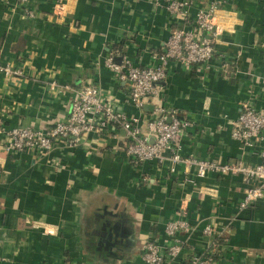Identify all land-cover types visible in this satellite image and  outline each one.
Returning <instances> with one entry per match:
<instances>
[{"label": "crops", "instance_id": "obj_1", "mask_svg": "<svg viewBox=\"0 0 264 264\" xmlns=\"http://www.w3.org/2000/svg\"><path fill=\"white\" fill-rule=\"evenodd\" d=\"M209 1L194 0L190 16ZM27 7L34 17H24L16 0H0V58L22 72L0 74L5 129L65 118L76 88L89 80L137 114L106 58L155 64L170 30L182 25L148 0H30ZM218 17L222 34L209 67L171 62L162 103L190 122L183 155L252 165L264 141L241 144L231 128L245 101L264 109V0H223ZM52 81L63 90L52 92ZM125 141L110 126L81 145L39 156L5 151L0 136V264H145V243L162 248L170 240L167 222L179 215L191 230L180 234L183 248L166 264L187 263L205 250L209 224L221 242L213 264H264V198L239 208L247 187L242 174L199 178L183 164L171 172L169 161L137 163Z\"/></svg>", "mask_w": 264, "mask_h": 264}, {"label": "built area", "instance_id": "obj_2", "mask_svg": "<svg viewBox=\"0 0 264 264\" xmlns=\"http://www.w3.org/2000/svg\"><path fill=\"white\" fill-rule=\"evenodd\" d=\"M22 7L24 17L32 18L34 13L27 4L30 0H16ZM155 7L166 10L181 20V26L170 30L164 49L154 54L156 63L135 65L123 58L115 62L111 55L106 58L107 67L119 82L126 83V102L138 109L137 114H127L119 100L105 92L89 80L76 88L70 101L68 115L51 126L0 127L5 151H28L34 155L47 156L57 145L73 148L84 142L91 132L103 131L110 126L120 129L126 138L125 153L137 163L156 161L159 164L169 161L174 166L183 164L195 170V176L202 178L214 171L223 175L242 174L247 187L239 208H248L264 198V147L260 150V161L256 164H243L239 161L221 163L214 160L198 159L181 153V137L190 122L180 120L175 109H167L162 103L163 83L171 62L187 67L206 69L216 53V46L222 34L219 11L223 0H210L201 5L193 17L190 7L194 0H148ZM56 14L62 13L63 6L57 2ZM21 70L3 63L0 58V74L5 78L21 75ZM65 87V86H64ZM54 93L63 90L56 81L49 84ZM150 105L147 114L144 107ZM231 136L241 144L252 146L264 141V109L245 101L235 121L232 122ZM184 210V206H181ZM183 212V211H182ZM181 212V213H182ZM191 230V226L180 215L168 221L165 233L170 238L162 248L153 241L145 243L143 260L145 264H166L181 252L184 240L180 234ZM203 234L210 236L211 242L202 252L193 254L183 264H213L214 254L220 247V236H214L212 225H206Z\"/></svg>", "mask_w": 264, "mask_h": 264}, {"label": "trees", "instance_id": "obj_3", "mask_svg": "<svg viewBox=\"0 0 264 264\" xmlns=\"http://www.w3.org/2000/svg\"><path fill=\"white\" fill-rule=\"evenodd\" d=\"M147 107H151L150 105H146L145 107H144V110H145V112H147ZM152 111V107H151V110L149 111V112H151Z\"/></svg>", "mask_w": 264, "mask_h": 264}, {"label": "water", "instance_id": "obj_4", "mask_svg": "<svg viewBox=\"0 0 264 264\" xmlns=\"http://www.w3.org/2000/svg\"><path fill=\"white\" fill-rule=\"evenodd\" d=\"M179 118H180V116H178ZM180 120H182L181 118H180Z\"/></svg>", "mask_w": 264, "mask_h": 264}]
</instances>
